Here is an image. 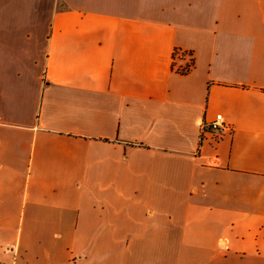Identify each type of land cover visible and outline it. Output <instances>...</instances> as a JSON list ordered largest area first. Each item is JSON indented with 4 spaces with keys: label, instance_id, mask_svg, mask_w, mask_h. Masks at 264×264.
Wrapping results in <instances>:
<instances>
[{
    "label": "crops",
    "instance_id": "1",
    "mask_svg": "<svg viewBox=\"0 0 264 264\" xmlns=\"http://www.w3.org/2000/svg\"><path fill=\"white\" fill-rule=\"evenodd\" d=\"M0 264H264V0H0Z\"/></svg>",
    "mask_w": 264,
    "mask_h": 264
},
{
    "label": "built area",
    "instance_id": "2",
    "mask_svg": "<svg viewBox=\"0 0 264 264\" xmlns=\"http://www.w3.org/2000/svg\"><path fill=\"white\" fill-rule=\"evenodd\" d=\"M178 54V52H176ZM183 56L186 55V53L182 54ZM184 70L189 68V64L185 65L182 67ZM228 125H226L222 119L221 114H216L215 118L213 121H211L208 125H204L202 127L203 130H210L214 134L219 135L221 134L225 129H228Z\"/></svg>",
    "mask_w": 264,
    "mask_h": 264
}]
</instances>
